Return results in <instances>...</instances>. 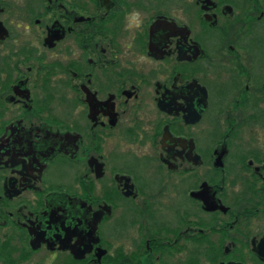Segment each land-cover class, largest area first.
<instances>
[{"label": "flooded vegetation", "instance_id": "obj_1", "mask_svg": "<svg viewBox=\"0 0 264 264\" xmlns=\"http://www.w3.org/2000/svg\"><path fill=\"white\" fill-rule=\"evenodd\" d=\"M0 264H264V0H0Z\"/></svg>", "mask_w": 264, "mask_h": 264}]
</instances>
